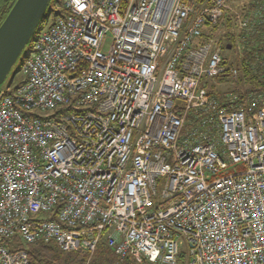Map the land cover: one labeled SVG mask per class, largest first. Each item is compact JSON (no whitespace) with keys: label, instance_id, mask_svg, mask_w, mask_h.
I'll list each match as a JSON object with an SVG mask.
<instances>
[{"label":"built area","instance_id":"obj_1","mask_svg":"<svg viewBox=\"0 0 264 264\" xmlns=\"http://www.w3.org/2000/svg\"><path fill=\"white\" fill-rule=\"evenodd\" d=\"M237 1L55 10L0 91V264H31L15 237L87 264L103 240L153 264H264V90L219 100L205 82L264 77V0Z\"/></svg>","mask_w":264,"mask_h":264},{"label":"trees","instance_id":"obj_2","mask_svg":"<svg viewBox=\"0 0 264 264\" xmlns=\"http://www.w3.org/2000/svg\"><path fill=\"white\" fill-rule=\"evenodd\" d=\"M17 0H0V25L10 12L11 8ZM53 11V10H52ZM51 11V12H52ZM54 18L61 15L62 11H55ZM47 12L44 15L38 29L36 30L34 36L41 32L47 23ZM221 24V23H220ZM34 36L30 42V46L34 40ZM207 39L205 35L204 40ZM30 48V47H29ZM263 52V51H262ZM264 53V52H263ZM246 56H248L246 54ZM229 61L226 59L224 64L227 65ZM242 75L239 78V97L244 98V95L250 91H260L264 90V77L258 76H249L247 72L242 71ZM246 78H245V77ZM248 76V77H247ZM247 87L245 88V86ZM213 95V93L211 92ZM219 98V97H218ZM220 100V98H219ZM89 109H84L87 111ZM12 250H25L28 253L29 260L31 264H87L89 259L88 255L83 252H64L60 250L58 245L55 242H40L35 245H25L19 241V238L15 237L13 243L9 245ZM88 264H153L148 260L138 261L135 257L129 255L124 259H121L115 252L112 250L107 243L103 240L101 241L93 256L91 257ZM180 264H186V258L184 256L180 259Z\"/></svg>","mask_w":264,"mask_h":264},{"label":"water","instance_id":"obj_3","mask_svg":"<svg viewBox=\"0 0 264 264\" xmlns=\"http://www.w3.org/2000/svg\"><path fill=\"white\" fill-rule=\"evenodd\" d=\"M50 2L51 0H17L1 23L0 85L30 44Z\"/></svg>","mask_w":264,"mask_h":264},{"label":"rangeland","instance_id":"obj_4","mask_svg":"<svg viewBox=\"0 0 264 264\" xmlns=\"http://www.w3.org/2000/svg\"><path fill=\"white\" fill-rule=\"evenodd\" d=\"M64 1L65 0H51L49 7H48V10H47V15H48L47 23L42 30H45L49 26V24L52 21L54 14H55L54 13L55 10L62 8ZM231 2H233V0H230V3ZM247 2H248V0H246V1L245 0H239V1H237V3L232 4L233 9L237 10L238 6H240L239 10H241L243 5L246 7L248 6L246 4ZM232 21H234V15L231 16V14H230L229 17L225 21H223L221 23V25H219L217 27L216 31L213 33V41L216 44H217V42H223L224 43L227 40L226 39L227 37L232 36V34H229L230 32H233L235 29V23H233ZM236 22H237V20H236ZM39 29H40V27H39ZM29 47H30V44L25 48L24 52L20 56L16 65L12 68V70L9 73L6 80L0 85V90L5 89L9 85L14 87V86H17L20 83H22V81L24 80L25 77H24V74L21 72V64H22L26 54L28 53ZM106 50H107V47L105 48V51ZM226 53L229 57V63L227 64V67L230 68L234 64L237 63L238 57L236 59H234L236 57L234 50H233V52L229 50ZM205 82L208 85V90L211 91L213 93V95L216 97H221L222 95H227V94L233 93L239 86V81H237V83H234L232 80H229L227 76H225L223 78L215 77V78L205 79ZM246 87H247V85L245 86V88Z\"/></svg>","mask_w":264,"mask_h":264}]
</instances>
